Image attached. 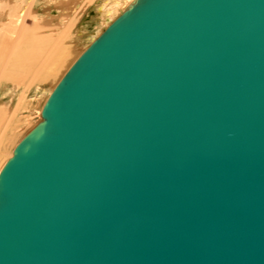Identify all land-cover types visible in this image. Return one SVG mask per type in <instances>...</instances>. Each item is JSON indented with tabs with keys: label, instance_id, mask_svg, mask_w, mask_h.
Listing matches in <instances>:
<instances>
[{
	"label": "water",
	"instance_id": "obj_1",
	"mask_svg": "<svg viewBox=\"0 0 264 264\" xmlns=\"http://www.w3.org/2000/svg\"><path fill=\"white\" fill-rule=\"evenodd\" d=\"M0 169V264H264V0H136Z\"/></svg>",
	"mask_w": 264,
	"mask_h": 264
},
{
	"label": "bare ground",
	"instance_id": "obj_2",
	"mask_svg": "<svg viewBox=\"0 0 264 264\" xmlns=\"http://www.w3.org/2000/svg\"><path fill=\"white\" fill-rule=\"evenodd\" d=\"M135 1L0 0V70L8 63L3 70L6 85L0 89L2 138L7 137L13 119L30 112L35 102H45L58 82L52 80L75 47L82 49L81 54ZM89 8L101 17L91 33L81 23ZM30 74L38 77L34 87L26 85Z\"/></svg>",
	"mask_w": 264,
	"mask_h": 264
},
{
	"label": "rangeland",
	"instance_id": "obj_3",
	"mask_svg": "<svg viewBox=\"0 0 264 264\" xmlns=\"http://www.w3.org/2000/svg\"><path fill=\"white\" fill-rule=\"evenodd\" d=\"M100 18L98 17L96 12L94 11L93 8H89L87 13L85 14L83 20H82V25L86 26V30L89 31L90 33L93 32V30L98 27L100 24ZM78 48V49H77ZM81 48L75 47L74 53L68 58V60L64 63V66H62L60 69H58L57 74L55 78L52 81H59V79L63 76V74L66 72V70L69 68V66L75 61L76 57H73L75 54L76 56L80 55L79 53L81 52ZM79 51V52H77ZM9 55L5 58L6 60L8 59ZM8 66L7 61L4 62L1 66L0 70V89L4 88L6 85V79L5 78V72L3 70L6 69ZM25 69V68H24ZM38 77L34 74H30L28 79H26V85L33 86L36 82V79ZM8 84V83H7ZM26 86V87H27ZM25 85L23 90H25ZM34 87V86H33ZM31 89V88H30ZM21 90V91H23ZM31 91V90H30ZM29 92V91H28ZM44 102H35L34 106L31 108L30 112L20 114L19 119H13V121L10 123V129H8V135L7 137L2 138V132L3 130H0V169L5 163V161L11 156L12 151L16 143L28 132L34 125H36L38 122L42 120V116L39 113L40 107L43 106ZM37 109V110H36ZM33 110H35L33 112Z\"/></svg>",
	"mask_w": 264,
	"mask_h": 264
}]
</instances>
